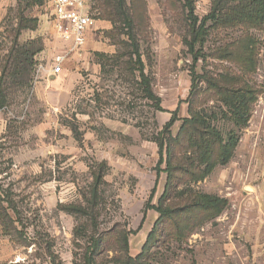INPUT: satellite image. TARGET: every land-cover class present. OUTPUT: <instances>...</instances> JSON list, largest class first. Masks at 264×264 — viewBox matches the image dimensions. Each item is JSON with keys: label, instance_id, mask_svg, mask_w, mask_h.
<instances>
[{"label": "rangeland", "instance_id": "rangeland-1", "mask_svg": "<svg viewBox=\"0 0 264 264\" xmlns=\"http://www.w3.org/2000/svg\"><path fill=\"white\" fill-rule=\"evenodd\" d=\"M192 1L196 17L208 15L212 0ZM25 3L7 0L0 8V69L17 27L18 4L24 8ZM144 3L145 26L138 41L140 64L135 56L131 64L143 65L153 99L143 92L139 73L129 71L124 64L129 57L102 63L95 55L87 68L79 70L73 99L63 107L54 109L33 94L40 81L34 67L31 86L14 91L8 106L0 110V195L10 197L17 210V214L6 211L14 225L10 235L0 226V264H80L84 240L75 239L73 230L85 220L61 207H85L93 183L91 173L101 165L104 176L96 210L99 231L114 228L132 232L128 236L129 255L136 257L159 217L146 206L158 204L166 181L161 172L155 183V139L172 114L175 122L170 132L175 136L181 120L188 117L190 102L193 109H210L217 115L211 121L223 137L231 131L237 137L229 163L217 166L204 180L191 185L195 191L225 199L228 205L182 242L175 236L167 238L170 225L165 231L159 227L155 240L148 244L147 263L264 264V30L253 32L258 41L257 68L246 79L258 90L257 100L247 126L236 129L222 116L220 110L226 109L210 100L203 80L196 81V88L190 90V68L198 77L207 73L212 79L236 72L234 65L211 54L239 34L227 32L228 37L209 38L202 49L205 58L193 65L183 45V0ZM25 8L24 17L36 19L38 25L34 31H21L19 43L42 42L52 36L45 0ZM100 32L98 39L110 51L104 54L110 60L127 51L122 45L128 43L125 35L106 37ZM109 257H102L101 264H111Z\"/></svg>", "mask_w": 264, "mask_h": 264}, {"label": "trees", "instance_id": "trees-1", "mask_svg": "<svg viewBox=\"0 0 264 264\" xmlns=\"http://www.w3.org/2000/svg\"><path fill=\"white\" fill-rule=\"evenodd\" d=\"M22 1H26L24 6L27 8L41 5L43 2V0ZM88 3L95 20L112 25V29L104 33L106 37L115 33L128 38V43H122L127 51L122 52L121 56L110 60L104 54H95L97 59L102 63H114L122 57H129L130 61H125L124 64L129 71L139 73L143 92L147 98L153 99L150 82L143 75V65L137 67L131 64L133 56L137 59L136 63L140 64L138 41L145 26L142 25V21L145 23L146 11L144 0H88ZM25 7L18 4L17 27L11 33V45L2 59L0 110L8 106L9 97L14 91H24L31 86L32 73L36 66L34 57L43 49L42 42L38 39L25 43L18 41L21 31H34L38 25L36 19L24 17ZM194 10L192 0H183L186 23L183 45L192 58L193 65L205 58L202 49L209 38L220 35L228 37L227 32H235L239 35L230 38V43L226 41L225 48L216 49L211 54L215 59L226 60L234 65L236 72H228L219 79H212L207 73L204 77H198L191 67L190 90L196 88L198 83L196 81L203 80L206 91L211 94L210 100L226 109V112L220 110L222 116L236 129H242L247 126L252 106L257 100L258 90L246 79L255 73L257 68L258 41L253 32L264 30V0H212L208 15L201 19L195 16ZM193 105L194 103H189L188 117L181 120L175 136L170 132L175 122V115L172 114L155 139L158 149L155 183L161 172L166 174V181L158 204L146 206L147 209L157 212L159 217L136 257L129 255L128 236L132 232L115 231L114 228L105 232L99 231L97 224L99 214L96 210L100 201L98 187L102 184L104 176L103 165L97 172L91 173L93 183L90 197L85 199V207L71 205L61 207L65 213L76 219L85 220L84 224L77 225L73 230L75 239L84 240L82 254L79 257L80 264H101V258L108 256L110 257L107 262L111 264H148L145 253L148 244L155 240L160 228L165 231L166 226L170 225L171 231H167V238L175 236L177 242H182L198 227L215 219L225 210L228 205L225 199L195 191L191 185L204 180L217 166L229 163L237 137L232 131L223 137L211 121L217 115L212 114L210 109L200 107L193 109ZM161 165H164V169L160 170ZM178 188L182 189L178 190ZM1 194H4L3 191ZM8 198L10 197L7 195H0V226L6 235H10L11 230H14L13 222L6 211L11 210L17 214L14 204ZM3 203L7 205L6 208L2 207ZM48 254L54 260L55 257L51 256V253Z\"/></svg>", "mask_w": 264, "mask_h": 264}, {"label": "crops", "instance_id": "crops-1", "mask_svg": "<svg viewBox=\"0 0 264 264\" xmlns=\"http://www.w3.org/2000/svg\"><path fill=\"white\" fill-rule=\"evenodd\" d=\"M7 3V0H2V7ZM111 29V24L105 21L96 20L95 27L86 35V41L83 47L76 53L67 55L62 64L59 74H52L51 61L55 56L65 55L66 45L62 43L55 34L49 38L42 39V51L37 54L34 59L39 63L35 69L40 68V81L33 88V94L43 98L46 103L58 109L71 102L73 99V89L78 78L80 69L87 68L88 62L95 54H106V51L98 39L99 33L104 34V31ZM18 168V166H16Z\"/></svg>", "mask_w": 264, "mask_h": 264}, {"label": "built area", "instance_id": "built-area-1", "mask_svg": "<svg viewBox=\"0 0 264 264\" xmlns=\"http://www.w3.org/2000/svg\"><path fill=\"white\" fill-rule=\"evenodd\" d=\"M45 6L51 17L55 36L66 45L67 53L55 56L51 61V72L56 75L61 71L64 58L83 47L86 35L94 29L96 20L87 0H45ZM39 70L37 68L36 72Z\"/></svg>", "mask_w": 264, "mask_h": 264}]
</instances>
